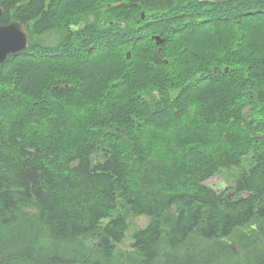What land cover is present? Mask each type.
<instances>
[{"label": "trees", "instance_id": "1", "mask_svg": "<svg viewBox=\"0 0 264 264\" xmlns=\"http://www.w3.org/2000/svg\"><path fill=\"white\" fill-rule=\"evenodd\" d=\"M0 5V264H264V0Z\"/></svg>", "mask_w": 264, "mask_h": 264}, {"label": "water", "instance_id": "2", "mask_svg": "<svg viewBox=\"0 0 264 264\" xmlns=\"http://www.w3.org/2000/svg\"><path fill=\"white\" fill-rule=\"evenodd\" d=\"M4 9L0 5V16L3 14ZM144 18V14H141ZM156 45L162 44L165 40L164 37L151 36ZM29 36L27 33V26L17 19L11 20L9 23L0 24V63H2L10 54L20 52L21 50L29 47ZM127 58L130 57V52L127 51ZM223 184H225L223 182ZM229 185H223L222 189H226ZM220 191L219 189H216ZM1 261V259H0Z\"/></svg>", "mask_w": 264, "mask_h": 264}, {"label": "rangeland", "instance_id": "3", "mask_svg": "<svg viewBox=\"0 0 264 264\" xmlns=\"http://www.w3.org/2000/svg\"><path fill=\"white\" fill-rule=\"evenodd\" d=\"M57 37H58L57 33H50V34L44 36L45 41H49V42H52ZM223 182L225 184H223ZM206 184L214 187L215 189H219V190L223 188V185H229L228 180L226 179V176L222 175V174H215L214 176H212L211 178H209L206 181ZM146 220L147 219L144 217H138V218L133 219V222H135V224L137 226H143L145 224ZM8 241H9V239H8ZM125 247H127V245L122 244V248L125 249ZM235 251L237 252L236 249H235Z\"/></svg>", "mask_w": 264, "mask_h": 264}, {"label": "flooded vegetation", "instance_id": "4", "mask_svg": "<svg viewBox=\"0 0 264 264\" xmlns=\"http://www.w3.org/2000/svg\"><path fill=\"white\" fill-rule=\"evenodd\" d=\"M49 1H51V0H46V2H49ZM72 29H74V30H77V28H72ZM71 30V29H70ZM3 258H1V260H2Z\"/></svg>", "mask_w": 264, "mask_h": 264}]
</instances>
